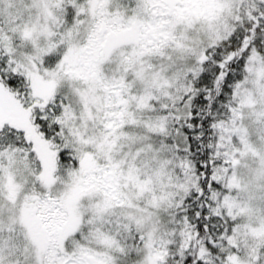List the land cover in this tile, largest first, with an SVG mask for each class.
<instances>
[{"label":"snow or ice","instance_id":"snow-or-ice-1","mask_svg":"<svg viewBox=\"0 0 264 264\" xmlns=\"http://www.w3.org/2000/svg\"><path fill=\"white\" fill-rule=\"evenodd\" d=\"M0 264H264V0H0Z\"/></svg>","mask_w":264,"mask_h":264}]
</instances>
